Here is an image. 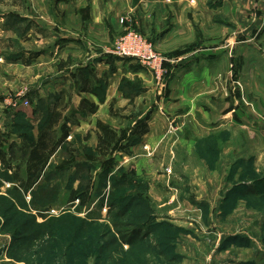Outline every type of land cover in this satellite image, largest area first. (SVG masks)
Returning a JSON list of instances; mask_svg holds the SVG:
<instances>
[{
	"label": "rangeland",
	"instance_id": "obj_1",
	"mask_svg": "<svg viewBox=\"0 0 264 264\" xmlns=\"http://www.w3.org/2000/svg\"><path fill=\"white\" fill-rule=\"evenodd\" d=\"M58 1L0 0V264H264L252 0H99L90 36L89 0L74 24ZM59 24L80 39L63 62ZM131 32L162 71L106 52ZM48 175L55 198L35 206ZM113 222L133 243L113 240Z\"/></svg>",
	"mask_w": 264,
	"mask_h": 264
},
{
	"label": "crops",
	"instance_id": "obj_2",
	"mask_svg": "<svg viewBox=\"0 0 264 264\" xmlns=\"http://www.w3.org/2000/svg\"><path fill=\"white\" fill-rule=\"evenodd\" d=\"M59 1H60V4L58 5V7L61 9V11L65 12V11L69 10V12H70V13H62V14H65L66 20H71V22L69 24H74L75 22H77L79 20V14L78 13H74V12L75 11L77 12L79 10L81 0H59ZM252 2L255 4V5L252 4V6H254L252 8L253 13H247V17L249 16L247 19H248V21L250 19L252 22L255 23L254 26L249 28V30H253L255 32L258 29L257 28L258 27V25H257L258 24V20L256 19V16L257 15L259 16L260 14L264 16V13H256V12H258L257 10L260 9L259 6H262L263 1L262 0L261 1L260 0H258V1L257 0H252ZM89 3H90V7H91V12L92 13H90V16H89V18L87 20L86 25H87V29H88L87 35L90 36V34H91L90 32L92 30L98 29L100 27L103 28L105 26L104 23H102V22L105 20L106 17H105V13H99L100 9H101V4H100L99 0H89ZM105 9H106V6L103 5V11H105ZM108 12H109V10H108ZM28 16H30V15H26V17H28ZM239 19H240V15H239ZM255 20H256V22H255ZM69 29H70V27L68 25L65 27L64 24H59L56 27V34H57L58 37H60L59 39L61 40V44L56 46L55 49H56V53H58V52H59V54L61 53V56L59 57L58 60H60V58H62L61 59L62 62L63 61H67V59H66L67 56L64 55V51L65 50H67V51L70 50L72 55L74 53H77V52L80 51L78 49L79 47H77L76 45L73 44V43L78 42L80 39H79L78 35H76L73 32H71V34H68L69 33L68 32ZM93 32H95V31H93ZM261 37H264V24L262 26L261 32L259 33V38H261ZM64 38H66V39H64ZM99 41H101V40L98 39L97 37L94 38V46L92 47V50H90V52H95L93 49H96L97 45H101V42H99ZM67 42H68V44H67ZM259 44H260V46H263V48H264V42H262V43L260 42ZM257 47H258V45H257ZM254 48H255V51L256 50L258 51V49L256 47H254ZM205 52H208V51H205ZM90 57H93V55L90 56ZM205 58H206V56H205ZM71 67L72 68H76V69H80L81 68L74 61H72ZM61 73H63V72H61ZM72 74H74V75H71L70 79H71V77L73 79L74 76L78 75V74L75 75L74 71H72ZM67 77H68L67 74L65 76L59 75V76H57V78H56V80L54 82H56L57 84L61 85V84H63L66 81L65 79ZM52 82L53 81H51L49 83L50 84L49 86L52 85ZM62 87L59 86V88L56 89L57 92H56V94H54L55 96H59ZM76 96H78V95H76ZM248 187H250V186H248ZM248 189L251 190L250 188H248ZM248 192L250 193V191H248Z\"/></svg>",
	"mask_w": 264,
	"mask_h": 264
},
{
	"label": "built area",
	"instance_id": "obj_3",
	"mask_svg": "<svg viewBox=\"0 0 264 264\" xmlns=\"http://www.w3.org/2000/svg\"><path fill=\"white\" fill-rule=\"evenodd\" d=\"M108 54L130 57L146 63L148 69L159 73L162 71V57L155 53L137 34L129 33L118 40L114 47L107 49ZM153 62V63H152ZM27 104V102H25Z\"/></svg>",
	"mask_w": 264,
	"mask_h": 264
},
{
	"label": "trees",
	"instance_id": "obj_4",
	"mask_svg": "<svg viewBox=\"0 0 264 264\" xmlns=\"http://www.w3.org/2000/svg\"><path fill=\"white\" fill-rule=\"evenodd\" d=\"M126 58V57H124ZM129 58V57H127ZM85 167L83 166V163L78 162L75 164V169H76V175H78V173H81V171H83ZM49 175H52V173H50ZM47 176L46 177V185H41L40 187H38L37 189H31L29 190L30 196H31V202L36 206L37 202L39 201L40 203H42V205L45 206H49L56 195V192L54 190V187L52 185V183H50L51 181V176ZM77 176H75L76 179ZM248 187V186H247ZM251 188V186L249 187ZM24 191H28L25 190ZM118 215H124V213H119ZM46 225L49 224V222L46 220L45 222ZM114 226V230L116 231V235L114 237V241L115 242H120L123 244H130L133 243V241L135 240L134 238H136V235H134V237H132L131 239H128L126 237V231H123L122 228L125 227L124 224L122 223H117V222H113L112 223ZM81 225H83V223H81ZM42 235H47L49 236L50 234L48 233V231L46 229L41 230L40 232H38V234H36V239L40 238ZM35 236V235H34Z\"/></svg>",
	"mask_w": 264,
	"mask_h": 264
}]
</instances>
